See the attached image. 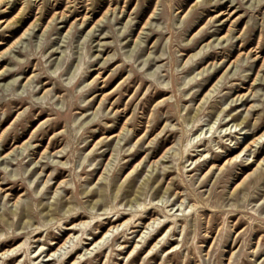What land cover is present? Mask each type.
Segmentation results:
<instances>
[{"label": "rangeland", "instance_id": "rangeland-1", "mask_svg": "<svg viewBox=\"0 0 264 264\" xmlns=\"http://www.w3.org/2000/svg\"><path fill=\"white\" fill-rule=\"evenodd\" d=\"M263 130L264 0H0V264H264Z\"/></svg>", "mask_w": 264, "mask_h": 264}, {"label": "bare ground", "instance_id": "bare-ground-1", "mask_svg": "<svg viewBox=\"0 0 264 264\" xmlns=\"http://www.w3.org/2000/svg\"><path fill=\"white\" fill-rule=\"evenodd\" d=\"M28 31H29V28L25 29L19 38L23 37L24 35H27ZM18 42H19V39L15 40V41H14V42L8 47V49L14 47ZM232 63H234V61H233ZM131 81H132V80H131ZM131 81H130V82H131ZM122 84H124V83H122V81H120V82L115 86V88H114L113 90L119 88ZM130 86H131V85H128V86H127L128 89L130 88ZM135 94H136V90L132 93V95L129 97V99H131L132 97H134ZM151 97H152V96H151ZM100 100H102V97H101ZM116 102H117V101H114V102H113V105H115ZM125 109H126V108L124 107V108L121 110V112H123ZM127 123H128V119H126V120L124 121V123H123V125H122L120 131H119L117 134H114L113 136L118 138L119 135H120V132H121L122 130L125 129ZM240 123H241V122H240ZM240 123H239V124H240ZM239 124H238V123H235V125H239ZM51 125H52V124H51ZM51 125H50V126H51ZM51 128H52V127H51ZM49 131H50V130H49ZM150 131H151V130H150ZM145 132H146V130L144 131L143 134H145ZM30 138H32V135L30 136ZM263 139H264V130H263L258 136H256L253 140H251V142H250L249 144L245 145L244 148H243L238 154L234 155L233 157H230V158L225 159L224 162H223L218 168L220 169V168H222V166L227 165L228 163H231V162L235 161L236 158H238L239 155H240L243 151L249 149V148H250L251 146H253L254 144H257V143L259 144V142H261ZM26 143H28V140L26 141ZM26 143H25V144H26ZM25 144H24V143H21L20 145H16L14 148H12V149L9 150L8 152L4 153V154L2 155V159H5L8 155H10V154L13 152V150L19 149V148H21V147H22L23 145H25ZM164 154H165V151L163 152V154H161V157H163ZM263 161H264V156L261 158V160H260L259 162H257L256 166L253 168V170H252L251 172L247 173V174L242 178V180H241L240 182H238V183H236V184L234 185V187L232 188V191H234L237 187H239V186H240V185H241V184L247 179V177L251 176L256 170H258V169L261 167ZM107 163H108V162H107ZM211 168H212V167H210L209 170H210ZM131 171H132V170H131ZM131 171H130V172H131ZM130 172H129V173H130ZM129 173H128V174H129ZM128 174H127V175H128ZM165 207H167V205H166ZM163 217H164V222H163V224L160 225V226H159V223H161V221L158 220L156 217L150 219L148 222H146L145 225L142 226V228H144V229H148V231H146V232L144 231V232H145L144 235L139 236V237L141 238L142 242L144 241V239L146 238V236H148L147 234H150V232L153 231V228H155L156 225H158L159 227L156 228V230L154 229V230H155L154 233L158 232V231L164 226L165 223L170 222V221H172V220H178L177 218H175V217H173V216H171V215H166V214H165ZM157 220H158V221H157ZM77 225H78V224H71V225L68 227V229H70V230H76V229H77V228H76ZM136 226H138V225H136ZM169 228H171V227H169ZM116 229H117V227L110 226L105 232L102 233V235L99 237L98 240H94V239L92 238V241H91V242L86 243V244L90 245L91 247H90V248H84V249H83V253H82V254H79V257H78V258H82L83 255H85V254H90V253H92L93 251H95V249L99 248V246L103 244V242L106 240V238H108L109 235L112 236V235L114 234V232H115ZM172 232H173V231H172ZM154 233H152L151 235H153ZM142 234H143V233H142ZM148 238L150 239L151 236L148 237ZM82 239H89V237H88V238L82 237V238H80L79 240H77L76 242H73V240L71 239L70 235L67 236V237H66V238H65V239H64V240H63V241H62V242H61V243L55 248V249L53 248L54 250H51V251H50L49 248L47 249L46 253L44 254V259H41V262H43L42 264L53 263V261H57V262H59L60 264H63L64 262L67 261V259H69V257L71 256V254H73V253H75V252L77 251V249H78V246H77V245L81 243V240H82ZM147 240H148V239H147ZM147 240H146V242H147ZM71 242H72V243H71ZM144 242H145V241H144ZM146 242H145V243H146ZM158 242H160V241H158ZM164 242H167V240H164L163 243H164ZM67 244H68V245H67ZM84 244H85V243H84ZM66 245H67V246H66ZM154 245H155V244H154ZM65 246H66V247H65ZM62 248H64V251H63L62 255L58 256V257H61V256H62V257H61L62 259L60 260L59 258H57V259H56V258H53V255L56 254V251H59V250L62 249ZM134 248H135V247H134ZM22 252H26V251H24V249H23V251H20V249H19V245H17L16 247H13V248H11V249H6V250L2 251V252L0 253V257L4 258L6 261H9V262H10V261H13L14 259H17V258L21 255ZM42 252H44V250H42L38 255H40ZM48 252H50V253H48ZM95 252H96V251H95ZM135 255H137V252L133 255L132 258H134ZM154 255H155V253H152V252H151L150 257H153ZM24 261L27 262V261H32V260L29 259V258H28V260H27V259L25 258ZM36 264H40V263L37 262ZM71 264H75V262L73 261Z\"/></svg>", "mask_w": 264, "mask_h": 264}]
</instances>
